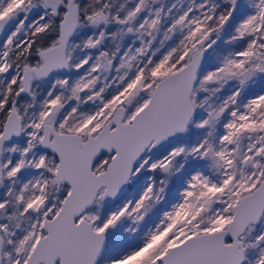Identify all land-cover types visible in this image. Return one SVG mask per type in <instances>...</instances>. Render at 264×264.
<instances>
[{
  "label": "snow or ice",
  "instance_id": "1",
  "mask_svg": "<svg viewBox=\"0 0 264 264\" xmlns=\"http://www.w3.org/2000/svg\"><path fill=\"white\" fill-rule=\"evenodd\" d=\"M0 264H264V0H0Z\"/></svg>",
  "mask_w": 264,
  "mask_h": 264
}]
</instances>
